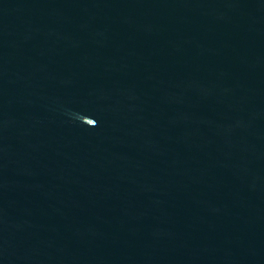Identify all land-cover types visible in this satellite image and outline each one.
Masks as SVG:
<instances>
[{
    "label": "water",
    "instance_id": "95a60500",
    "mask_svg": "<svg viewBox=\"0 0 264 264\" xmlns=\"http://www.w3.org/2000/svg\"><path fill=\"white\" fill-rule=\"evenodd\" d=\"M264 264V0H0V260Z\"/></svg>",
    "mask_w": 264,
    "mask_h": 264
}]
</instances>
